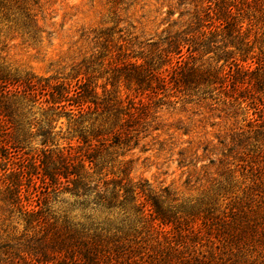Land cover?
Wrapping results in <instances>:
<instances>
[{
    "label": "trees",
    "instance_id": "trees-1",
    "mask_svg": "<svg viewBox=\"0 0 264 264\" xmlns=\"http://www.w3.org/2000/svg\"><path fill=\"white\" fill-rule=\"evenodd\" d=\"M42 1L0 0V24L37 40L43 32L38 26ZM178 1L183 5L190 0ZM200 2L203 8L190 25L165 37L163 45L149 44L140 53L142 63L118 61L104 33L92 38L89 58L68 77L13 73L0 48V149L19 166L9 176L6 199L24 223L20 247H0L6 257L0 263L264 264V125H248L246 142H256L255 154L247 151L241 139L245 132H240L226 146L219 142L226 148L221 158L193 165L186 186L203 190L197 199L184 200L169 187L156 190L146 181H135L132 160H123L161 131L157 109L171 104V98L216 96L231 98V106H240V98H257L258 73L264 66L244 70L254 48L245 20L249 27L256 25L257 15L264 21V0ZM82 37L90 39L89 34ZM219 51L217 61H224L220 68L196 64V55ZM105 66L111 78L101 96L95 72ZM120 83L126 94L117 87ZM35 140L41 149L22 159ZM186 154L180 152V164L187 161ZM35 178L41 179L43 191L34 204L31 199L39 192ZM52 194L71 195L108 216L99 222L62 220L48 209ZM116 213L120 218L113 220Z\"/></svg>",
    "mask_w": 264,
    "mask_h": 264
},
{
    "label": "rangeland",
    "instance_id": "rangeland-1",
    "mask_svg": "<svg viewBox=\"0 0 264 264\" xmlns=\"http://www.w3.org/2000/svg\"><path fill=\"white\" fill-rule=\"evenodd\" d=\"M125 1L126 4L115 7L108 4L107 0H43L38 24L43 32L37 40L15 32L9 25L0 24L2 61L18 75L30 73L41 78L68 77L75 74L74 68L89 58L94 47L92 38L104 33L108 34L109 50H113V57L118 58L119 55L118 61L142 63L140 53L148 50L149 44L163 45L165 37L186 29L195 14L200 13L203 8L200 0L193 3L190 0L183 5L178 0ZM256 21L255 26L249 27V20H245V27L250 28L249 41L254 48L247 63L243 65L244 70H255L260 64L264 66V21L259 15L256 16ZM83 34H89L90 39L86 40V37H82ZM220 54L222 52L219 51L204 57L196 55L195 62L198 65L220 68L224 63L217 61ZM107 69L105 66L95 72L94 83L98 85L101 96L102 86L111 78ZM258 75L261 89L257 98H240V102H243L240 106L228 104L231 98L215 96L200 100L174 97L170 99L171 104L159 107L157 115L160 116L161 131L148 137L123 158L125 162L132 160L131 178L146 181L156 190L169 187L184 200L197 199L202 196L203 190L186 186L197 161L200 162L198 166H201L209 165L210 159L221 158V152L226 149L224 146L231 142L234 134L240 132H245V136L240 138L244 140V144H248L247 151L255 154L256 142L253 139L248 143L246 141L251 129L248 127L249 123L254 128L264 125V69ZM118 85H121L122 94H126L125 84H117V87ZM108 90L114 91L111 86H108ZM252 101L255 103L252 104ZM258 107L261 112L256 114L255 108ZM260 115L262 118H259ZM63 122L65 130L66 121ZM179 127L189 130V135H183L184 129L179 131L176 129ZM260 131L264 133V128ZM157 135L160 136L156 137ZM220 141L224 142V146ZM66 143L67 141L60 140L61 145ZM39 149L41 146L38 140L30 142L24 151L28 155L22 153V159L35 155ZM180 152H187L184 164H180ZM3 154L0 149V247L11 244L17 250L20 247L17 240L24 230V223L20 213L6 198L10 185L9 176L19 166L16 163L18 160L8 161ZM5 168L8 169L7 172ZM34 181L39 191L31 199L35 204V195L41 194L43 183L40 178H35ZM26 189L28 187L25 186L23 191ZM48 209L52 215L74 222H88L89 219L105 221L108 216L106 211H95L91 206H82L78 199L64 194H52ZM113 218L117 220L120 215L116 213ZM5 258L0 253V261ZM0 264L10 263L2 261Z\"/></svg>",
    "mask_w": 264,
    "mask_h": 264
}]
</instances>
